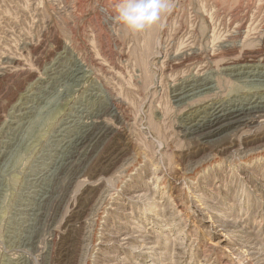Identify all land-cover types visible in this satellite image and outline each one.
Listing matches in <instances>:
<instances>
[{"label":"rangeland","instance_id":"1","mask_svg":"<svg viewBox=\"0 0 264 264\" xmlns=\"http://www.w3.org/2000/svg\"><path fill=\"white\" fill-rule=\"evenodd\" d=\"M124 2L0 0V264H264V118L186 131L264 97V0Z\"/></svg>","mask_w":264,"mask_h":264},{"label":"bare ground","instance_id":"2","mask_svg":"<svg viewBox=\"0 0 264 264\" xmlns=\"http://www.w3.org/2000/svg\"><path fill=\"white\" fill-rule=\"evenodd\" d=\"M210 5V4H209ZM250 5V4H249ZM207 6V5H206ZM221 6V5H220ZM215 7V6H214ZM223 7V6H222ZM263 7V6H262ZM203 8V7H202ZM213 8V7H212ZM219 8V7H218ZM208 9V8H207ZM232 10V9H231ZM205 11V10H204ZM207 12V11H206ZM217 12H218V10H217ZM220 12V11H219ZM262 12V11H261ZM211 13V12H210ZM214 13H216V11L214 12ZM166 16V15H165ZM211 17V16H210ZM171 22V21H170ZM214 23V22H213ZM242 23V22H241ZM253 23V22H252ZM251 23V24H252ZM174 24V23H173ZM181 24V23H180ZM218 24V23H217ZM250 24V23H249ZM179 25V24H178ZM234 25H236V24H234ZM240 25V24H239ZM256 25V24H255ZM236 26H238V25H236ZM246 26V25H245ZM208 27V26H207ZM248 27V26H247ZM253 27V26H252ZM183 28V27H182ZM181 28V29H182ZM209 28V27H208ZM214 28V27H213ZM246 28V27H245ZM186 29V28H185ZM211 29V28H210ZM220 29V28H219ZM253 29V28H252ZM259 29V28H258ZM167 30V29H166ZM174 30H176V29H174ZM247 30V29H246ZM256 30V29H255ZM151 31V30H150ZM169 31V30H168ZM194 31V30H193ZM216 31V30H215ZM215 31L212 33V36H213V34L215 33ZM241 31V30H240ZM249 31V30H248ZM174 32V31H173ZM254 32H256L257 33V31H254ZM253 31H252V33H254ZM258 32H259V30H258ZM178 33H180L179 31H178ZM251 33V34H252ZM255 33V34H256ZM247 34V33H246ZM151 35V34H150ZM167 35V34H166ZM171 35V34H170ZM205 35V34H204ZM203 35V36H204ZM215 35V34H214ZM191 36V35H190ZM225 35H223L222 37H224ZM246 36V35H245ZM245 36H244V38H245ZM249 36V35H248ZM252 36V35H251ZM185 37V36H184ZM214 37V36H213ZM232 37V36H231ZM153 38V37H152ZM177 38V37H176ZM175 38V39H176ZM178 38H179V36H178ZM217 38H218V35H217ZM216 38V42H217V40L220 38H218L217 39ZM213 39V38H212ZM214 39H215V37H214ZM220 39H222V38H220ZM226 39V38H225ZM172 40V39H171ZM183 40V39H182ZM182 40H180V41H182ZM185 40H186V38H185ZM189 40H191V39H189ZM189 40H187L188 42H189ZM196 40H197V37H196ZM186 41V42H187ZM212 41H215V40H210V42H212ZM226 41V40H225ZM230 41V40H229ZM247 41V40H246ZM186 42H184V43H186ZM187 42V43H188ZM218 42H219V40H218ZM186 43V44H187ZM197 43V42H196ZM215 43V42H214ZM213 43V44H214ZM223 43V42H222ZM230 43V42H229ZM182 44V43H181ZM184 45L183 44V46L182 47H184V46H188V45ZM212 43H211V45H213ZM219 43H216L215 45H218ZM227 44V43H226ZM237 44V43H236ZM192 45V44H191ZM190 45V46H191ZM210 45V46H211ZM215 45H214V47H215ZM169 46V45H168ZM173 46V45H172ZM175 46V45H174ZM219 46V45H218ZM220 46H221V44H220ZM231 46V45H230ZM237 46V45H236ZM177 48H178V46H176ZM189 47V46H188ZM213 47V48H214ZM228 47V46H227ZM172 48V47H171ZM175 48V47H174ZM176 48V49H177ZM186 48V47H185ZM192 48H194V47H192ZM196 48H198V47H196ZM205 48V47H204ZM208 48V47H207ZM207 48H205V49H207ZM221 48V47H220ZM201 49H203V47L201 48ZM170 50V49H169ZM168 50V51H169ZM179 50H180V48H179ZM179 50H178V52H179ZM183 50V49H182ZM218 50V49H217ZM221 50H224V49H221ZM220 50V51H221ZM233 50V49H232ZM176 51V50H175ZM191 51V50H190ZM211 51V50H210ZM171 52H172V50H171ZM182 51L180 50V53H181ZM184 52V51H183ZM182 52V53H183ZM194 52V51H193ZM206 52H207V50H206ZM206 52H205V54H206ZM219 52V51H218ZM225 53H226V51H224ZM181 53V54H182ZM186 52H184V54H185ZM188 53V52H187ZM195 53V52H194ZM215 53V52H214ZM228 53V52H227ZM180 54V55H181ZM183 54V55H184ZM189 54H192V53H189ZM217 54V53H216ZM179 55V56H180ZM207 55H209V54H207ZM173 56H175V55H173ZM172 56V57H173ZM176 56H178V55H176ZM178 56V57H179ZM185 56H186V54H185ZM188 57H190V55H187ZM193 56L195 57V56H198V54L197 53H195V54H193ZM188 57H186V58H188ZM262 57V56H261ZM169 58H171V57H169ZM174 58V57H173ZM181 58V57H180ZM199 58V57H198ZM255 58V57H254ZM260 58V57H259ZM175 59V58H174ZM185 59V58H184ZM195 59V58H194ZM176 60V59H175ZM179 60V59H178ZM188 60H189V58H188ZM191 60V59H190ZM196 60V59H195ZM254 60V59H253ZM260 60H262V59H260ZM259 60V61H260ZM198 61V60H197ZM258 61V62H259ZM174 62V61H173ZM177 62V61H176ZM176 62H174V63H176ZM180 62V61H179ZM171 63H172V61H171ZM181 63V62H180ZM193 63H196V62H193ZM177 64V63H176ZM179 64V63H178ZM177 64V65H178ZM187 65H190V64H188V63H186ZM199 64V63H198ZM171 65V64H170ZM181 65V64H180ZM187 65H185V63H184V66H187ZM166 66V65H165ZM245 66V65H244ZM251 66V65H250ZM253 66V65H252ZM183 67V66H182ZM246 67V66H245ZM257 67V66H256ZM257 69V71H258V75H259V77H258V79L259 78H261V77H264V72L263 71H260V69L259 68H256ZM256 69H255V71H256ZM254 70V69H253ZM252 70V71H253ZM234 73H236L235 71H233ZM252 73V72H251ZM238 76V75H237ZM252 76H253V74H252ZM257 77V76H256ZM197 84H199V83H197ZM210 84V83H209ZM209 84H207V83H204L203 84V86L202 87H200L198 90H200V89H202V88H207V86L209 85ZM188 87V86H187ZM187 87H181V92L180 93H178V94H176V92L178 91V90H175L174 91V93H175V100L177 101V103H180V102H184L185 100H187L188 98H189V94L190 93H192V92H194L198 87H196L195 86V88L194 89H189V88H187ZM209 88V87H208ZM259 99H260V101L258 100V99H256V100H253V101H251V102H249V103H247L246 105H243V106H235V105H233L232 107H229V108H227L223 103H216V105L213 107L214 109H213V112H211V113H208L207 115H206V117H204L202 120L201 119H197V120H194V122L193 121H191L190 123H189V126H188V128H187V134L188 135H191V136H196V137H200V138H202L201 140H204V145H205V142H208L211 138H213V137H215V136H217V135H221L222 133H224L225 132V130L226 129H229V128H235L236 130L235 131H239L240 129H243V128H252L256 123H257V121L259 120V119H261V118H264V97H259ZM232 104V103H231ZM225 108H227L228 109V111L227 112H225ZM105 111V110H104ZM103 111V112H104ZM108 110H106V112H107ZM95 116V115H94ZM93 121V120H92ZM97 121V120H96ZM95 123V122H94ZM94 123H93V125H94ZM98 123V122H97ZM90 124V123H89ZM100 124V123H99ZM98 124V125H99ZM91 125V124H90ZM90 125H89V127L88 128H90ZM97 126V125H96ZM94 127V126H93ZM101 127V126H100ZM103 127V126H102ZM99 128V127H98ZM91 129V128H90ZM104 130V129H103ZM106 130V129H105ZM102 131V130H101ZM86 132V131H85ZM103 132V131H102ZM90 133H91V131H90ZM89 133V134H90ZM93 133H94V131H93ZM107 133V132H106ZM97 134V132H95V134L94 135H96ZM99 134V133H98ZM105 134V133H104ZM109 134V133H108ZM100 135H101V133H100ZM93 136V135H92ZM84 137V136H83ZM86 137V136H85ZM98 137V136H97ZM255 137V136H254ZM87 138V137H86ZM90 138H91V136H90ZM90 138H88V139H90ZM85 139V138H84ZM97 139V141H98V138H96ZM101 139V138H100ZM199 139V138H198ZM81 140V139H80ZM92 140H95V139H92ZM200 140V141H201ZM90 141V140H89ZM84 142V141H83ZM92 142V141H91ZM95 142V141H94ZM258 142H263V140H261V139H258V140H254V139H250V140H247L245 143H244V145H243V148L241 147L240 148V150H241V152H242V154H243V156L245 157V156H250L251 158H253V159H251V160H255L256 158H257V160H262V159H264L263 157H259L258 158V156L256 157V156H251V154H253V152H254V150H255V148H252L253 147V145H254V143L256 144V143H258ZM93 143V142H92ZM210 143V142H209ZM202 144V143H201ZM71 145V144H70ZM99 145V144H98ZM207 145V144H206ZM97 146V145H96ZM133 146V145H132ZM132 146H131V148L130 149H132ZM202 146H203V144H202ZM98 147V146H97ZM134 147V146H133ZM137 147V146H136ZM135 147V148H136ZM140 150V149H139ZM131 151V150H130ZM135 152H137V151H135ZM204 153V152H203ZM206 153V152H205ZM133 154V153H132ZM140 154V153H139ZM138 154V155H139ZM197 154V153H196ZM202 153H198L197 155H201ZM206 154H208V153H206ZM136 155H137V153H136ZM138 155L136 156L137 158H138ZM203 155V154H202ZM205 155V154H204ZM210 155V154H209ZM200 157V156H199ZM203 157H205V156H203ZM256 157V158H255ZM136 159V158H135ZM201 159V158H200ZM131 160H132V156H131ZM131 160H128V162H130ZM202 160V159H201ZM134 161H136V160H134ZM136 162H138V161H136ZM194 162V161H193ZM245 162V161H244ZM195 164H197V165H200V163L199 162H197V163H195ZM253 164V163H252ZM189 167V166H188ZM190 168V167H189ZM194 168H196V167H194ZM186 170V173H192V171H189V170H187V168L185 169Z\"/></svg>","mask_w":264,"mask_h":264},{"label":"clouds","instance_id":"3","mask_svg":"<svg viewBox=\"0 0 264 264\" xmlns=\"http://www.w3.org/2000/svg\"><path fill=\"white\" fill-rule=\"evenodd\" d=\"M170 10L166 0H125L118 9V19L134 32L157 23L161 13Z\"/></svg>","mask_w":264,"mask_h":264}]
</instances>
